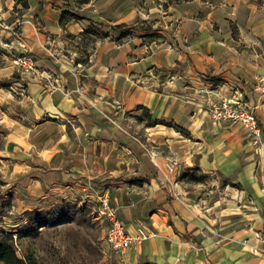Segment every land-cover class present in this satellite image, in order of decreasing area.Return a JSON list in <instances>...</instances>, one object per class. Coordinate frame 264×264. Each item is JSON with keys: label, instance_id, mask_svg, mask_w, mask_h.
I'll return each mask as SVG.
<instances>
[{"label": "crops", "instance_id": "obj_1", "mask_svg": "<svg viewBox=\"0 0 264 264\" xmlns=\"http://www.w3.org/2000/svg\"><path fill=\"white\" fill-rule=\"evenodd\" d=\"M138 23L165 38L134 29L116 40L112 25ZM233 90L264 132V4L0 0L7 212L106 192L129 233L152 231L113 255L119 264H264V143L255 149L242 126L208 114ZM168 156L180 162L174 174ZM196 167L205 180L181 177Z\"/></svg>", "mask_w": 264, "mask_h": 264}, {"label": "rangeland", "instance_id": "obj_2", "mask_svg": "<svg viewBox=\"0 0 264 264\" xmlns=\"http://www.w3.org/2000/svg\"><path fill=\"white\" fill-rule=\"evenodd\" d=\"M252 1L264 4V0ZM129 25L133 29L128 30L122 38L131 35L134 29L149 32L148 38H165L160 33L151 32L147 23ZM94 28L92 32L96 36H104L105 33L98 26ZM183 174H192L198 181L206 178L205 174L194 169ZM223 183L230 182L224 180ZM229 186L235 188L231 183ZM5 200L0 194V233L12 236L11 244L16 256L25 264H119L113 255H122L107 249L105 225L95 216L93 202H68L47 211L19 214L8 213L9 204ZM261 227L264 230V222L257 219V236Z\"/></svg>", "mask_w": 264, "mask_h": 264}, {"label": "built area", "instance_id": "obj_3", "mask_svg": "<svg viewBox=\"0 0 264 264\" xmlns=\"http://www.w3.org/2000/svg\"><path fill=\"white\" fill-rule=\"evenodd\" d=\"M16 60L24 66V71L31 72L35 69V61L30 55L19 56ZM116 108H120L118 102ZM208 114L214 121L242 126L248 132L251 145L257 150L262 147L264 143L263 128L259 124L253 109L246 105L238 91L233 90L228 96L215 103H210ZM179 167L180 162L175 156L165 158L164 169L166 173L174 174ZM93 211L97 219L105 225L104 241L111 253L122 254L127 249L136 247L152 236V231L142 224L135 229L134 234L129 233L125 223L117 216L106 192L99 194L97 199L93 201Z\"/></svg>", "mask_w": 264, "mask_h": 264}, {"label": "trees", "instance_id": "obj_4", "mask_svg": "<svg viewBox=\"0 0 264 264\" xmlns=\"http://www.w3.org/2000/svg\"><path fill=\"white\" fill-rule=\"evenodd\" d=\"M82 2H86L87 0H81ZM62 19V15H61ZM126 24H116L112 25V29L117 32L116 40H120L128 30L133 29L131 25ZM122 28H128L123 30ZM122 29V30H121ZM90 27H88L85 31H89ZM177 129L180 127L175 126ZM194 170H198V168H194ZM182 178H186L188 180L198 181L199 179L192 176V174H182ZM12 236L7 233H0V263L2 264H25L20 258L16 256L15 250L11 244Z\"/></svg>", "mask_w": 264, "mask_h": 264}]
</instances>
